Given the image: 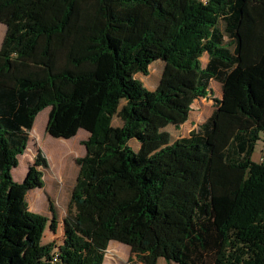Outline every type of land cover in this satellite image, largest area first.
I'll return each mask as SVG.
<instances>
[{"label":"trees","instance_id":"16d2710c","mask_svg":"<svg viewBox=\"0 0 264 264\" xmlns=\"http://www.w3.org/2000/svg\"><path fill=\"white\" fill-rule=\"evenodd\" d=\"M0 24V264H104L113 241L126 264H264V0H0ZM204 98L212 116L174 139ZM47 108L51 137L89 135L60 243L54 205L27 201L42 151L12 174Z\"/></svg>","mask_w":264,"mask_h":264},{"label":"rangeland","instance_id":"374dc122","mask_svg":"<svg viewBox=\"0 0 264 264\" xmlns=\"http://www.w3.org/2000/svg\"><path fill=\"white\" fill-rule=\"evenodd\" d=\"M6 27L0 24V45L4 38ZM206 63V60H204ZM162 62L152 64L148 76L138 75L145 87L154 90L161 77ZM211 88L214 91L216 99L221 97V86L218 82L212 81ZM215 110V102L213 99H204L203 102L198 101L194 105V111L191 114L192 121H197V129L205 121H207ZM50 108L42 111L36 118L34 127L30 132V141L23 155L19 157L18 166L13 169L12 174L16 182H23L28 174L29 167L34 165L38 151H42L47 160L48 167H39L43 171L44 186L31 190L27 195L29 209L35 213L52 218L50 206L54 205L60 229L62 221L67 215V210L71 198V192L75 185V181L79 172V167L76 159L83 157L86 153L84 141L88 138V133L80 130L74 138L70 140L56 139L51 137L47 131V122L49 118ZM182 130H175L170 127L169 130L176 137L189 135V130L193 128L191 124H187ZM194 128V129H196ZM135 148L137 145L132 144ZM264 142L259 141L255 147L252 159L260 162L263 154ZM110 208L109 205L100 204L95 210L90 212V215L101 223L105 211ZM58 227L57 233H53L51 229H47L44 236V243L53 240H61V232ZM131 256L130 248L119 242H111L106 253L104 264H126ZM158 264H167L165 260H160Z\"/></svg>","mask_w":264,"mask_h":264},{"label":"crops","instance_id":"0c3cea01","mask_svg":"<svg viewBox=\"0 0 264 264\" xmlns=\"http://www.w3.org/2000/svg\"><path fill=\"white\" fill-rule=\"evenodd\" d=\"M204 60H206V63H207V58L205 57L204 58ZM216 82H218V81H216ZM219 84H220V86H221V90H222V85H221V83L220 82H218ZM214 92V91H213ZM222 96H223V92L221 93V97L220 98H217V99H221L222 98ZM204 99H208V98H204ZM204 99H200V100H197L195 103H194V105L198 102V101H200V102H203L204 101ZM194 105H193V108H192V112L194 111ZM192 112H191V114H192ZM212 116V115H211ZM206 122V121H205ZM204 122V123H205ZM191 124L192 126H193V128L191 129V130H189V135L188 136H183V137H176L175 139H179V138H188V137H190V135L192 134V133H194L195 131H197L198 129L196 128L197 127V121H192V117L190 116V119L188 120V122H186L185 124H183L179 129H176L175 128V130H177V131H179V130H182L183 129V127L184 126H188L187 124ZM170 128V127H169ZM172 128V127H171ZM194 128H196V129H194ZM199 128V127H198ZM169 131V130H168ZM170 132V131H169ZM171 133V132H170ZM171 135L173 136V138H174V135L171 133ZM59 229H60V227H59ZM58 230V229H57ZM60 232H61V240H62V229H60ZM57 233V232H56ZM57 235H58V233H57ZM61 240H53L55 243H60L61 242ZM53 241H49V242H53Z\"/></svg>","mask_w":264,"mask_h":264},{"label":"built area","instance_id":"2783aa9c","mask_svg":"<svg viewBox=\"0 0 264 264\" xmlns=\"http://www.w3.org/2000/svg\"><path fill=\"white\" fill-rule=\"evenodd\" d=\"M54 261H57V255L55 256Z\"/></svg>","mask_w":264,"mask_h":264}]
</instances>
